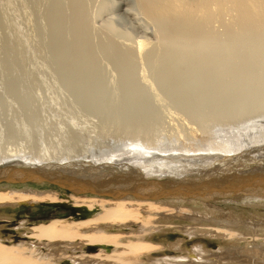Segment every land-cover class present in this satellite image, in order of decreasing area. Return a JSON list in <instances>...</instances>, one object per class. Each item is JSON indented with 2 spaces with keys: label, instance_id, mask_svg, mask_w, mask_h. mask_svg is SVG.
I'll use <instances>...</instances> for the list:
<instances>
[{
  "label": "bare ground",
  "instance_id": "1",
  "mask_svg": "<svg viewBox=\"0 0 264 264\" xmlns=\"http://www.w3.org/2000/svg\"><path fill=\"white\" fill-rule=\"evenodd\" d=\"M89 2L38 0L36 8H33L39 17L37 23L44 43L42 46H47V59L52 72L63 78L65 90L75 92L77 103L83 111L97 113L116 126L120 124L127 133H143L141 136L144 139L136 137L123 154H118L117 150L111 153L91 150L88 154L78 155V151L75 153L69 149L66 153L68 156H60L56 162L75 158L95 163L128 159L145 169L147 176L161 177L167 174L207 173L209 170L204 169L213 168L211 164L219 157L221 160L218 158L217 162L224 164L223 170L232 165H241L243 169L264 172L262 163L256 166L250 161L244 163L246 158H242L245 150L264 148V137L256 138L264 129V104L258 103L264 100V92L259 86H264V66H260L264 61L260 63L256 58L257 55L264 57V0H104L99 9V20H92L88 15L90 9L85 10ZM94 13L95 19L94 15L97 14ZM215 22L223 24L222 33L217 32V26L213 25ZM103 32L107 35L104 36ZM116 32L118 37H111ZM94 38H99L102 43L99 44ZM243 46L245 51L248 49L250 53L252 50L251 53L255 55L251 58L248 55L251 60L246 58L248 52H244V55ZM101 59L110 61L112 74L114 72L120 79L114 91L109 89L107 96L104 70L99 66ZM256 59L262 70L259 74V70L254 68L257 66L254 64ZM142 61L143 65L140 63ZM137 65L142 72L136 71ZM146 72L158 89L166 90L165 97L171 103L182 106L192 119L199 118L206 108H210V117L219 120H227L230 116L242 118L250 106L261 110L258 116L242 120L237 127L230 129L226 138H223L224 130L218 129L214 130L216 136L212 137L210 144L163 148L154 144L153 138L148 135L151 124L157 121L158 113L150 97L145 95L146 89L140 81L141 77L145 80L148 76ZM110 90L112 94L115 91L123 92V100L120 98L122 103L115 101L122 105L121 110L111 113L118 103H110V108L100 105L104 96L107 99L108 95H112ZM244 94H248V98L243 97ZM116 96L119 95L111 97V100ZM258 96L263 98L259 99ZM112 105H115L114 108ZM46 150L42 149L36 157L16 159L6 155L0 158V164L14 162L36 165L51 162L46 158ZM232 161L237 163L227 165ZM40 188L34 184H27L23 188L1 184L0 209L5 206L67 203L72 210H63L62 216L43 223L22 219L13 229L5 230L2 228L10 226L9 220L13 217L0 214V264L252 263L254 257L236 255L233 252L237 249L235 247L233 250L231 247L214 252L207 249L210 243H199L188 250L184 239L167 243L165 239H159L158 234L175 227L185 232L192 241L207 236L226 241H246L247 238V241L258 242L260 234L264 232V220L261 223L257 218L243 220L235 217L234 211L227 216L221 215L216 209L218 206L214 205L239 197L213 202H196L193 199L151 201L130 196L115 199L64 194L52 186L43 191H39ZM261 194H264V188L245 193L242 198L251 203ZM185 203H201L207 213L198 215L199 209L195 210V207ZM76 208L91 211L90 216L82 217L80 212H74ZM68 211H71L69 217L66 215ZM73 216L77 218L74 220ZM174 219L190 224L185 230L184 227L176 228ZM262 246L260 249L259 243L256 245L261 252L264 251ZM167 248L176 253H166ZM161 250L164 251L162 255L158 254L163 257H156V252ZM255 263L264 264V259L262 263Z\"/></svg>",
  "mask_w": 264,
  "mask_h": 264
},
{
  "label": "rangeland",
  "instance_id": "2",
  "mask_svg": "<svg viewBox=\"0 0 264 264\" xmlns=\"http://www.w3.org/2000/svg\"><path fill=\"white\" fill-rule=\"evenodd\" d=\"M37 1L38 0H0V158L6 155H9L8 158L13 157L16 159L27 156L36 157L44 148L47 149L48 157L46 156V158L51 162L57 161L60 159V156H68L66 153L69 149L73 150L75 153L78 151V155L85 153L88 154V151L91 150H93V152H101L105 150L110 153L117 150L119 151L117 152L118 154L125 153L136 137L144 139L143 136H141L143 133H127L121 128L122 126L120 124H117L116 126L114 122L110 120L108 121L107 118H102L97 113H86L77 103L78 101L76 100L75 92L65 90L63 78L61 77V79L60 76L58 77L56 73L55 75L52 72L53 70L50 67V61L47 59V46H42L44 43L41 37L40 25L38 24L39 17L35 9L33 10V8H36ZM89 1L91 2L87 3L85 10L88 8L90 9L88 10L89 12H87L89 16L91 15L90 17L92 20H99L100 16H98V14L102 8L101 4L104 0ZM95 9L98 11H95ZM92 12L97 14L94 15L95 19L93 18ZM217 23L215 22L213 25L218 27H216L217 32L222 33V31H224L223 24L220 22ZM103 34L104 36L107 35L105 32H103ZM111 37H118L117 32L116 34H111ZM94 39L98 43L100 42L99 44L102 43L99 38ZM95 40L93 42L97 43ZM155 41L157 42V40ZM243 47V53L248 52V49L245 51V46ZM247 47L249 48V46ZM251 52H248L246 58H249V56L250 58L251 56H255ZM257 56L256 58H258V61L262 63L264 57ZM250 58L249 60H251ZM256 61L254 60V64H257V66L255 65L256 67L254 66V68L256 71L259 70V74L264 70V67H262L264 66V62L260 65L263 68L260 70L261 67L258 65V61L255 63ZM107 62L108 61L105 59H101L99 62L101 70H104L103 78L107 84L105 86V89L107 90L105 96H107L110 88L114 91V87L118 85V81L120 80L114 72L113 74L115 77L112 76V67H109L111 66L110 61ZM140 63L142 64L144 62L142 61ZM139 65H137V68ZM47 67L51 69L49 70ZM139 67H141V65ZM138 69H136V71H139V73L142 72L141 68ZM147 74L148 76H146L145 80L142 79L141 76V78H139L142 86L146 89L145 95L148 98L150 97L151 100H149L157 108L156 110L158 113L157 121L151 124L150 129L148 130V135L153 138L152 142H154V144L163 148L166 146L180 148L182 146L197 147L210 144L212 137L216 136V134L213 133L214 130L216 131L218 129L224 130L223 138H226V133L231 132L230 129L235 126L237 127L242 120L258 116V112L261 110L258 107L250 106L248 108L249 113L247 112L242 118L230 116L227 120H219L210 117L208 115L210 108H206L199 118L192 119L188 116L189 114L184 111L185 109H183L182 106L173 104V102L171 103V101H169L164 95L166 94V90L158 89L155 83L152 82L153 80H150L149 73L146 72V75ZM259 86L260 90L264 92V86ZM112 90H110V92ZM115 95L119 96H116L117 99L114 98L111 100V97H115ZM105 96L103 98L104 100L101 99L102 101H100V105H103L102 107L106 108H110V105L113 103L117 105L121 99L123 100V92L121 91H119V93L115 91L112 95H108L107 99ZM248 96V94H244L243 97L248 98ZM245 98H243L244 101ZM258 98L261 99L263 97L258 96ZM115 101L118 102L116 103ZM120 103H122V101ZM120 103H118V106L112 105L111 107L114 108L115 106L116 108L110 111V113L121 110L122 105ZM258 103L264 104V100ZM117 107L120 108L117 109ZM105 121H107V124L110 123V127L105 124ZM112 124L116 127H113ZM107 128H110V130ZM111 128L113 130L116 128L118 131H113ZM260 133L257 134L256 138L264 137V129L261 130ZM232 134H234L233 131ZM245 151L242 158L244 157L246 160L245 162L241 160L242 163L250 161L256 163V166L260 163L264 165V148L261 150L251 148ZM218 158H215V160L213 159L214 163L211 164L216 168L209 167L205 169V171L209 170V172H213L215 169L223 168L224 164H221L222 162H217L220 159ZM231 163L237 162L232 161L227 165H231ZM240 166L238 167L242 168V166ZM25 186L12 185L11 187L23 188ZM36 186L41 187L39 191H43L46 188L50 189L51 187L45 184ZM263 195L264 194H261L258 199H254L251 203H247L246 200L239 197L234 200L219 201L218 203H214V205L216 207L218 206L216 209L221 215L227 216L230 211H234V216L237 218H242L243 220L246 219L247 221L257 218L260 219L261 223V221L264 220ZM196 204L197 203H185L184 205L195 207V210L199 209L200 213L198 212V215L207 213L203 204ZM63 210L67 211V209L62 207L57 208L49 203L35 205L28 204L27 206L17 205L13 207L5 206L0 209V214L5 213L13 218L9 220L10 226L2 229H13L22 219L27 220L28 218L31 223H43L45 220L62 216ZM70 214L71 211L66 212L67 217H69ZM215 215L218 216L217 214ZM64 217H66L65 214ZM76 218L73 216L74 220ZM173 221L177 226L176 228L184 227V230L186 229V226L190 224L188 221H180L177 219H174ZM174 228L169 229L165 233H159L158 235L161 237L159 239H162V241L165 239L167 243L170 240L176 241L177 239H184L183 243H185L184 245L188 250L194 248L199 243H210L207 249L214 252L219 251V249H222L221 251H223V249L226 250V248L231 249V247L233 250L235 247V249H237L233 250V252H236V255H240L244 258L250 255L251 257L249 256V258L252 259V257H254L255 261H258L259 263H262L264 259V251L261 252L260 250L261 246H264V241H262L264 240V232L260 234L258 242L247 241V238L245 239L246 241H226L222 238H212L207 236H200L196 241H192L190 238L186 237L187 235L185 232H180L178 229ZM2 229L1 231H3ZM257 243H259L260 249L256 247ZM263 246L262 248H264ZM163 252V250L156 252L157 254H155L158 255L156 257H163L160 256ZM165 252L168 254L171 253L172 255L176 253V251L171 248H167ZM255 261L252 263L237 262L232 264H256ZM63 264L66 263L63 262Z\"/></svg>",
  "mask_w": 264,
  "mask_h": 264
},
{
  "label": "water",
  "instance_id": "3",
  "mask_svg": "<svg viewBox=\"0 0 264 264\" xmlns=\"http://www.w3.org/2000/svg\"><path fill=\"white\" fill-rule=\"evenodd\" d=\"M237 167L231 166L213 173L182 176L167 174L156 177L147 176L145 169L128 159L95 163L75 158L71 161L42 162L36 165L11 162L0 164V185L45 184L60 189L64 194L115 199L130 196L151 201L193 199L196 202L242 197L245 193L264 188L263 171ZM54 206L72 210L67 203ZM76 211L82 217H88L91 213L80 208H76L74 212Z\"/></svg>",
  "mask_w": 264,
  "mask_h": 264
}]
</instances>
